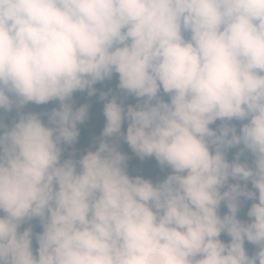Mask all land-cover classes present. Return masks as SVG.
<instances>
[{
	"label": "clouds",
	"instance_id": "9594fccd",
	"mask_svg": "<svg viewBox=\"0 0 264 264\" xmlns=\"http://www.w3.org/2000/svg\"><path fill=\"white\" fill-rule=\"evenodd\" d=\"M114 75L138 102L100 92L103 129L77 157L89 105L73 95ZM13 109L0 264H264V0H0V110ZM120 141L171 173L130 176Z\"/></svg>",
	"mask_w": 264,
	"mask_h": 264
},
{
	"label": "trees",
	"instance_id": "16d2710c",
	"mask_svg": "<svg viewBox=\"0 0 264 264\" xmlns=\"http://www.w3.org/2000/svg\"><path fill=\"white\" fill-rule=\"evenodd\" d=\"M117 84H118V77L114 75L111 80H106L94 85V87L97 89V94L93 97H88L86 92L74 93L73 103L75 107H79L81 104L89 105L88 119L83 124L78 125V128L80 129V136L78 138L76 145H74V148L76 149L77 152V157L80 154H83L86 150H94L95 145L93 141L100 136V133L103 129L105 118L103 117L102 114L103 102L99 100L100 92H110V96L116 95L118 98L124 100L125 106L129 104L135 105L138 102L137 99L133 96H127L125 98L124 94L117 89ZM163 98L167 102L168 97L164 95ZM53 107H58V102L53 101L46 105H34L29 103L28 105L25 106L24 109H22V112L40 113V112L50 111ZM0 119H2L5 124L11 126L12 122L17 119V113L15 109H13V111L9 113H4L2 110H0ZM244 122L232 121L231 123L235 124L237 129H239L241 123ZM220 123L221 121H216L215 124L210 125V127L213 128V130H215L220 125ZM126 126L127 125L125 124L122 130L126 129ZM119 147H120V151L129 149L127 144L124 143L123 141H120ZM69 151H71V149H69ZM237 151L238 148H233L228 150L226 154V158L229 160V162L233 160ZM66 157H67V152L65 153V158ZM252 159L253 158L251 157L250 154L245 153V155L241 157V162H244L246 160L249 164H251ZM132 170H133L132 176H140L144 179L150 180L153 183L162 182L167 177V175L171 173V170L168 169L167 167L162 168L154 157H146L143 160H141L136 156V166ZM233 182L234 181H230V183ZM248 187L250 190L255 191L254 189H251L250 182L248 184ZM241 199L243 201V198ZM251 203H253V201H246L242 203L241 210L237 214L238 219L250 222V220L246 216V212L247 209L251 206ZM226 213H227V208L222 202L219 209V214L223 216ZM30 224L33 226L34 233H39L40 231H42L38 220H33L30 222ZM27 226L29 225L28 224L23 225L21 230H23V228ZM220 239L222 240V242L225 243L230 241V238L227 237L226 234H221ZM36 247H38V245H36L35 240H33L34 254ZM245 249H246V253L249 255L254 254L258 250L255 245H252L247 241H245Z\"/></svg>",
	"mask_w": 264,
	"mask_h": 264
},
{
	"label": "rangeland",
	"instance_id": "374dc122",
	"mask_svg": "<svg viewBox=\"0 0 264 264\" xmlns=\"http://www.w3.org/2000/svg\"><path fill=\"white\" fill-rule=\"evenodd\" d=\"M124 154H126L129 159L127 161V172L130 176L133 174V168L136 166V155L132 154V152L129 149L122 151Z\"/></svg>",
	"mask_w": 264,
	"mask_h": 264
}]
</instances>
